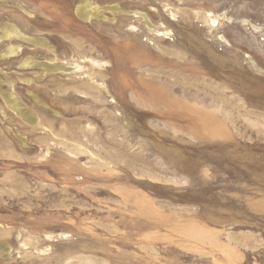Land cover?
<instances>
[{"label": "rangeland", "instance_id": "rangeland-1", "mask_svg": "<svg viewBox=\"0 0 264 264\" xmlns=\"http://www.w3.org/2000/svg\"><path fill=\"white\" fill-rule=\"evenodd\" d=\"M90 2L0 0V264H264V0Z\"/></svg>", "mask_w": 264, "mask_h": 264}, {"label": "bare ground", "instance_id": "bare-ground-1", "mask_svg": "<svg viewBox=\"0 0 264 264\" xmlns=\"http://www.w3.org/2000/svg\"><path fill=\"white\" fill-rule=\"evenodd\" d=\"M89 8H91V10H93V13L90 12ZM100 8H101V6H100ZM116 8L118 9V7H116ZM98 9L99 8L97 6L93 7V5L90 2V0H80V3L78 5V7H77V12H78V14H79V16L81 18H83L85 20H88L91 17L92 14H94L97 17H99ZM144 17L146 18L145 20L147 21V23L150 24L148 17L146 15H144ZM224 17H226V15H224ZM219 19H220L219 16H212V15L210 16V20L214 24L218 23ZM254 27L257 28L256 26H254ZM0 28H1V30H0V40L1 39L2 40L3 39L9 40V39H12L14 37H17L19 39L33 41L34 43L39 44V45H48V42L45 39H40V38L31 39V38L26 37L25 34L21 32L20 28L17 25H15V24L0 23ZM222 38H224V36H222ZM21 46L22 45H20V44H14V43L11 42V43H9L8 47L5 50H3V52L0 54V56L1 57H6V56L19 54L20 51H21ZM30 59H31V57L25 59L22 62V65L23 66H27L29 64ZM50 62L51 63H46V62L45 63H39L38 65H40L42 67H45V69L48 70V71H57V70H60V69H68L63 64L55 63L54 60H51ZM93 65L100 66V64L95 62V61H94ZM96 72H98V71H96ZM94 74L96 75V73L90 74L91 79H93V75ZM7 102L12 107H14V109L16 111H18V113H20V115H22L27 121L32 122V123H35L37 121V117L34 115V113L32 111L23 108L22 104L20 103V99H18L15 96L14 92H11L9 95H7ZM4 246L5 245H3V247ZM7 247H8V245H7Z\"/></svg>", "mask_w": 264, "mask_h": 264}]
</instances>
